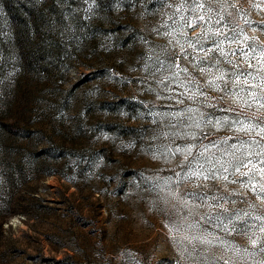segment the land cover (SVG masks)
<instances>
[{
  "label": "rangeland",
  "instance_id": "obj_1",
  "mask_svg": "<svg viewBox=\"0 0 264 264\" xmlns=\"http://www.w3.org/2000/svg\"><path fill=\"white\" fill-rule=\"evenodd\" d=\"M0 264H264V0H0Z\"/></svg>",
  "mask_w": 264,
  "mask_h": 264
}]
</instances>
